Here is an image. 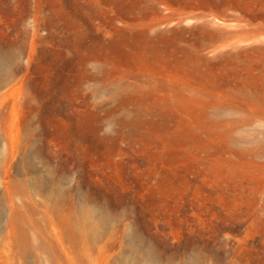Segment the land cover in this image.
I'll use <instances>...</instances> for the list:
<instances>
[{"label":"rangeland","instance_id":"374dc122","mask_svg":"<svg viewBox=\"0 0 264 264\" xmlns=\"http://www.w3.org/2000/svg\"><path fill=\"white\" fill-rule=\"evenodd\" d=\"M256 38L264 0H0V264H264Z\"/></svg>","mask_w":264,"mask_h":264},{"label":"water","instance_id":"95a60500","mask_svg":"<svg viewBox=\"0 0 264 264\" xmlns=\"http://www.w3.org/2000/svg\"><path fill=\"white\" fill-rule=\"evenodd\" d=\"M231 14L226 9H222L218 12H216L214 15H201L199 13L189 11L185 13L183 16H181L178 19L173 20H167L163 24L159 25L158 28H169L173 26H187V25H193V24H204L207 26L210 30L218 32V31H227L232 26H234L232 23H230ZM250 46H264V38H256V39H249L244 40L243 43L240 44V47L246 48ZM227 48L216 45L208 50H206L202 55L205 58H214L218 55L226 52Z\"/></svg>","mask_w":264,"mask_h":264},{"label":"bare ground","instance_id":"6f19581e","mask_svg":"<svg viewBox=\"0 0 264 264\" xmlns=\"http://www.w3.org/2000/svg\"><path fill=\"white\" fill-rule=\"evenodd\" d=\"M161 29V28H160ZM165 30H160L158 33L154 34L155 37H168V36H172L173 34L179 32V31H183L186 28L185 27H171V28H164ZM205 31V36L207 39H211L214 37V34L211 30H207L206 28L204 29V27L202 28ZM185 108L187 109V107L185 106ZM197 114V113H195ZM211 145V144H210ZM214 146V145H211ZM213 170H218V168L216 166H212ZM163 186V185H162Z\"/></svg>","mask_w":264,"mask_h":264}]
</instances>
